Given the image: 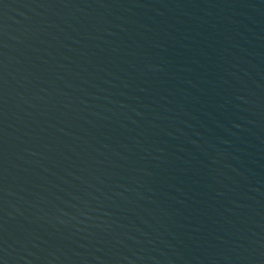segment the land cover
<instances>
[{"label":"water","instance_id":"1","mask_svg":"<svg viewBox=\"0 0 264 264\" xmlns=\"http://www.w3.org/2000/svg\"><path fill=\"white\" fill-rule=\"evenodd\" d=\"M0 264H264V0H0Z\"/></svg>","mask_w":264,"mask_h":264}]
</instances>
